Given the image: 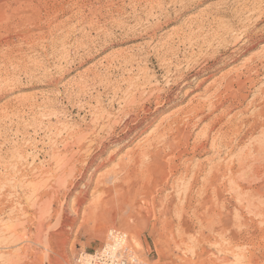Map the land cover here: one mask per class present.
<instances>
[{"label": "rangeland", "instance_id": "rangeland-1", "mask_svg": "<svg viewBox=\"0 0 264 264\" xmlns=\"http://www.w3.org/2000/svg\"><path fill=\"white\" fill-rule=\"evenodd\" d=\"M139 1L0 0V264H264V0Z\"/></svg>", "mask_w": 264, "mask_h": 264}, {"label": "bare ground", "instance_id": "bare-ground-1", "mask_svg": "<svg viewBox=\"0 0 264 264\" xmlns=\"http://www.w3.org/2000/svg\"><path fill=\"white\" fill-rule=\"evenodd\" d=\"M38 1V0H37ZM119 1V0H118ZM136 1V0H135ZM141 1V0H140ZM139 1V2H140ZM157 1V0H156ZM44 2V1H43ZM32 3V2H31ZM73 3H74V1H73ZM136 4V3H135ZM175 4V3H174ZM32 6H33V4H32ZM76 6V5H75ZM89 6V5H88ZM71 7V6H70ZM81 7V6H80ZM112 7V6H111ZM120 7V6H119ZM40 8V7H39ZM82 8H83V6H82ZM19 9V8H18ZM37 9V8H36ZM104 9V8H103ZM260 9V8H259ZM29 11H24V12H21L20 14H19V16H20V22H18L17 23V26L18 27H22V29H23V27L26 25V22L25 21H27V22H29L28 24L29 25H37V26H40V25H42L43 24V18H44V15H47V14H45V13H43L42 12V10H40V11H37V10H34L33 8H30V9H28ZM89 11V10H88ZM118 11V10H117ZM141 11V10H140ZM64 12V11H63ZM71 12V11H70ZM83 12V11H82ZM73 13V12H72ZM16 14V13H15ZM80 15V14H79ZM78 15V16H79ZM253 15V14H252ZM251 15V16H252ZM133 16V15H132ZM18 17V16H17ZM69 17V16H68ZM25 18V19H24ZM26 18H28V19H26ZM30 18L32 19V18H34V21L33 22H31V20H30ZM19 19V18H18ZM17 19V20H18ZM33 20V19H32ZM67 20V19H66ZM11 21V20H10ZM19 21V20H18ZM68 21V20H67ZM257 21V20H256ZM129 22V21H128ZM92 23V22H91ZM47 24H48V22H47ZM57 25V24H56ZM141 25V24H140ZM51 26V25H50ZM59 26H61V25H59ZM49 27V26H48ZM38 28V27H37ZM88 28H89V26H88ZM83 29V28H82ZM28 30V29H27ZM31 30V29H30ZM99 32V31H98ZM219 32V31H218ZM232 32V31H231ZM249 32V31H248ZM256 32H258V31H256ZM264 33V32H263ZM255 34V33H254ZM258 34V33H257ZM27 35V34H26ZM46 35V34H45ZM216 35V34H215ZM31 37V32L29 31V35H28V37ZM231 36V35H230ZM249 36V35H248ZM29 37V38H30ZM70 37V36H69ZM79 38V37H78ZM215 38V37H214ZM249 38V37H248ZM255 38V37H254ZM55 39V38H54ZM220 39V38H219ZM223 39H225V38H222V40ZM253 39V38H252ZM256 39V38H255ZM214 40V39H213ZM216 40V39H215ZM251 40V39H250ZM9 41V40H8ZM252 41V40H251ZM258 41V40H257ZM224 42H225V40H224ZM234 42V41H233ZM238 42V41H237ZM246 43V42H245ZM5 44V43H4ZM55 44V43H54ZM85 44V43H84ZM255 44V43H254ZM254 46V45H253ZM46 47V46H45ZM248 47V46H247ZM84 48V47H83ZM253 48V47H252ZM250 49V48H249ZM248 49V50H249ZM243 50V49H242ZM245 50H247V49H245ZM245 50H243V51H245ZM253 50V49H252ZM7 51V50H6ZM75 51V50H74ZM89 51V50H88ZM244 53H246V52H244ZM237 54H238V52H237ZM241 55H242V53H241ZM121 56V55H120ZM212 57V56H211ZM252 57V56H251ZM259 57V56H258ZM231 58V57H230ZM234 58H235V56H234ZM250 58V57H249ZM257 59V58H256ZM84 60V59H83ZM237 60V59H236ZM12 62V61H11ZM249 63H251L252 64V62L251 61H248ZM244 64V63H243ZM247 64V63H246ZM248 65V64H247ZM246 65V66H247ZM251 66V65H250ZM245 69V68H244ZM209 71V70H208ZM238 71V70H237ZM236 71V72H237ZM227 74V73H226ZM236 74V73H235ZM179 75V74H178ZM195 75V74H194ZM193 75V76H194ZM200 75H202V74H200ZM229 75H231V73L229 74ZM233 76H236V75H233ZM185 77V76H184ZM232 77V76H231ZM192 78V77H191ZM190 78V79H191ZM225 78V77H224ZM238 78V77H237ZM237 78H236V80H235V82L237 81ZM241 78V77H240ZM125 79V78H124ZM174 79H176V78H174ZM235 79V78H234ZM165 80V79H164ZM204 80V79H203ZM226 80V79H225ZM230 80V79H229ZM174 82V81H173ZM204 82V81H203ZM240 82V81H239ZM149 83V82H148ZM147 83V84H148ZM177 83V82H176ZM180 83V82H179ZM184 83H185V81H184ZM195 83V82H194ZM236 83H238V82H236ZM143 83H141V85H142ZM146 84V83H145ZM150 84H152V83H150ZM225 84H227V83H225ZM149 85V84H148ZM187 85V84H186ZM191 85V84H190ZM221 85H223V84H221ZM237 85V84H236ZM235 85V86H236ZM167 86V85H166ZM176 86V85H175ZM184 86V85H183ZM199 86V85H198ZM215 86V85H214ZM231 86V85H230ZM188 87V86H187ZM200 87V86H199ZM232 87V86H231ZM153 88V87H152ZM171 88V87H170ZM170 88H168V89H170ZM224 88V87H223ZM130 89V88H129ZM143 89H145V88H143ZM148 89V88H147ZM219 89V88H218ZM225 89V88H224ZM138 90V89H137ZM185 90V89H184ZM134 91V90H133ZM143 91H145V90H143ZM163 91V90H162ZM168 91V90H167ZM179 91V90H178ZM157 92V91H156ZM156 92H154L153 91V93H156ZM174 92V91H173ZM185 92H188V91H185ZM184 92V94H186ZM194 92V91H193ZM192 92V93H193ZM206 92V91H205ZM144 93V92H143ZM143 93H141L143 96H145V94H143ZM158 93H159V91H158ZM160 93H162V92H160ZM172 94V93H171ZM178 94V93H177ZM182 94V93H181ZM138 95L140 96V94L138 93ZM154 95V94H153ZM152 95V96H153ZM158 95V94H157ZM132 96V95H131ZM150 96V95H149ZM169 97V96H168ZM171 98V97H170ZM175 98V97H174ZM177 98V97H176ZM213 98V97H212ZM132 100H133V104H134V106L132 105V103H131V105L133 106L132 107V116H130L129 117V119H128V121H129V123H125V129L124 130H126L125 131V135H127L128 133H130V132H132V129L130 128V120L132 121V122H134V125L136 126V124H137V122L139 121V112H147V109H146V106H145V104H146V100L144 99V97H138L137 99H134V98H131ZM153 99H155V101L154 102H157V103H159L160 102V100H162L161 98H160V96H156V98H153ZM165 99V98H164ZM195 99V98H194ZM193 99V100H194ZM184 100V99H183ZM121 101V100H120ZM176 101V100H175ZM131 102V101H130ZM168 102V101H167ZM191 102V101H190ZM199 102V101H198ZM153 103V102H152ZM180 103V102H179ZM203 104H205L204 102H202ZM129 104V103H128ZM162 104V103H161ZM172 104V103H171ZM191 105H192V103H190ZM200 104V103H199ZM130 105V106H131ZM151 105V104H150ZM126 106V105H125ZM128 106V105H127ZM159 106V105H158ZM161 106V105H160ZM164 106V105H163ZM171 106V105H170ZM169 106V107H170ZM197 107H198V105H196ZM200 106H201V104H200ZM195 107V106H194ZM204 107V106H203ZM203 107H201V108H203ZM150 108V107H149ZM156 108V107H155ZM163 108V107H162ZM161 108V109H162ZM187 108V107H186ZM188 108H189V106H188ZM100 109V108H99ZM165 109V108H164ZM153 110H155V109H153ZM152 110V111H153ZM159 110V109H158ZM194 110V109H193ZM201 110V109H200ZM202 110H204V109H202ZM192 111V110H191ZM195 111V110H194ZM198 111V110H197ZM196 111V112H197ZM215 111V110H214ZM154 112V111H153ZM202 112V111H201ZM151 113V112H150ZM180 113H182V112H180ZM197 113H199V114H201L200 112H197ZM146 114V113H145ZM175 114V113H174ZM143 115V114H142ZM141 115V116H142ZM96 116V115H95ZM150 116V115H149ZM151 116H152V114H151ZM156 116V115H155ZM171 116H174V115H170V117ZM128 117V116H127ZM126 117V118H127ZM166 117V116H165ZM112 118V117H111ZM120 118V117H119ZM143 118V117H142ZM151 119H153L152 117H150ZM174 118V117H173ZM178 118V117H177ZM141 119V118H140ZM203 120H204V118H202ZM97 120V119H96ZM148 120V119H147ZM180 120V119H179ZM184 120V119H183ZM124 121V120H123ZM142 121H143V119H142ZM217 121V120H216ZM96 122V121H95ZM108 122V121H107ZM159 122V121H158ZM115 123V122H114ZM199 123V122H198ZM95 124V123H94ZM214 124H216V123H214ZM213 124V125H214ZM98 125H99V123H98ZM117 125V124H116ZM123 125V124H122ZM146 125V124H145ZM186 125V124H185ZM112 127H113V124H112ZM137 127V126H136ZM179 127V126H178ZM221 127V126H220ZM110 128V127H109ZM215 128V127H214ZM73 129V128H72ZM75 129V128H74ZM209 129H211V127H209ZM209 129H208V131H209ZM115 130V129H114ZM212 130V129H211ZM72 132V131H71ZM101 132V131H100ZM163 132H164V130H163ZM178 132V131H177ZM205 132V131H204ZM116 133V132H115ZM121 133V132H120ZM139 133V132H138ZM141 133V132H140ZM139 133V134H140ZM209 133V132H208ZM92 134V133H91ZM131 134V133H130ZM138 134V135H139ZM164 134V133H163ZM87 135V134H86ZM98 135V134H97ZM115 135V134H114ZM119 135V134H118ZM117 135V136H118ZM150 135V134H149ZM152 135V134H151ZM205 135V134H204ZM208 135V134H207ZM225 135V134H224ZM148 136V135H147ZM226 136V135H225ZM82 137V136H81ZM81 137H80V142L83 140V138H82V140H81ZM125 137V136H124ZM133 137V136H132ZM131 137V138H132ZM150 137V136H149ZM153 137H155V139H158V137L157 136H153ZM198 137V136H197ZM222 137V136H221ZM227 137V136H226ZM85 138V137H84ZM88 138V137H87ZM130 138V139H131ZM162 138H163V135H162ZM196 138V137H195ZM99 139V138H98ZM97 139V140H98ZM151 139V138H150ZM168 139H170V138H168ZM188 139V138H187ZM187 139H186V141H187ZM209 139V138H208ZM226 139V138H225ZM224 139V140H225ZM75 140V139H74ZM124 140H125V138H123V139H119V141H118V143L120 144V145H122L123 144V142H124ZM127 140V139H126ZM216 140H218V138L216 139ZM79 141V140H78ZM84 141V140H83ZM82 141V142H83ZM99 141V140H98ZM127 141H129V139L127 140ZM151 141V140H150ZM161 141V140H160ZM166 141V140H165ZM185 141V142H186ZM209 142V140H206V142ZM222 141V140H221ZM68 142V141H67ZM73 142V141H72ZM143 142V141H142ZM224 142V141H223ZM100 143V142H99ZM114 143V142H113ZM144 143V142H143ZM221 143V142H220ZM65 144V143H64ZM103 144V143H102ZM126 144V143H125ZM142 144V143H141ZM196 144V143H195ZM81 145V144H80ZM97 145V144H96ZM105 145V144H104ZM124 145V144H123ZM122 145V146H123ZM145 145L146 146H148L146 143H145ZM150 145V144H149ZM166 145V144H165ZM203 145H205V144H203ZM218 145V144H217ZM228 145V144H227ZM67 146V145H66ZM72 146V145H71ZM90 146V145H89ZM106 146V145H105ZM155 146V145H154ZM164 146V145H163ZM177 146H178V144H177ZM184 146V145H183ZM73 147H74V145H73ZM104 147V146H103ZM142 147V146H141ZM190 147V146H189ZM203 147V146H202ZM206 147V146H205ZM219 147V146H218ZM221 147V146H220ZM64 148V147H63ZM144 148V147H143ZM150 148V147H149ZM154 148V147H153ZM199 148H200V146H199ZM207 148V147H206ZM213 148H215V147H213ZM217 148V147H216ZM223 148V147H222ZM92 149V148H91ZM218 149V148H217ZM220 149V148H219ZM260 149V148H259ZM259 149H257V150H259ZM97 150V149H96ZM143 150V149H142ZM150 150V149H149ZM104 151V150H103ZM217 151V150H216ZM91 152V151H90ZM141 152H143V151H141ZM146 151H145V149H144V153H145ZM218 152H219V150H218ZM129 153V152H128ZM149 152H147V155H149L148 154ZM150 153H151V151H150ZM217 153V152H216ZM264 153V152H263ZM80 154V153H79ZM141 154V153H140ZM256 154V153H255ZM259 154H262V153H259ZM143 155V154H142ZM146 155V156H147ZM151 155V154H150ZM220 155V154H219ZM64 156V155H63ZM86 156V155H85ZM136 156V155H135ZM141 156V155H140ZM145 156V155H144ZM144 156H142V157H144ZM258 156V155H257ZM73 157H74V155H73ZM141 157V158H142ZM180 157V156H179ZM258 157H260V156H258ZM263 157V156H262ZM75 158V157H74ZM110 158V157H109ZM127 158H129V157H127ZM108 159V158H107ZM132 160V159H131ZM143 160V159H142ZM141 160V161H142ZM213 160V159H212ZM215 160V159H214ZM91 162V161H90ZM93 162V161H92ZM103 163V162H102ZM107 163V162H106ZM57 164V163H56ZM237 164V163H236ZM242 165H243V163H241ZM241 164H239V166H241ZM74 165V164H73ZM140 165H142V164H140ZM238 165V164H237ZM252 165V164H251ZM238 166V167H239ZM246 166V165H245ZM254 166H256L255 164H254ZM258 166V165H257ZM264 166V165H263ZM195 167H197V166H195ZM230 167V166H229ZM229 167H227V168H229ZM251 167V166H250ZM258 167H260V166H258ZM64 168V167H63ZM194 168V167H193ZM205 168V167H204ZM264 168V167H263ZM242 169H245L244 167L242 168ZM60 170V169H59ZM235 170V169H234ZM252 170H254V169H252ZM177 171V170H176ZM204 171V170H203ZM232 171H233V169H232ZM231 171V172H232ZM61 172V171H60ZM63 173V172H62ZM233 173V172H232ZM72 174H73V172H72ZM208 177H209V175H208ZM232 178V177H231ZM62 180V179H61ZM206 180V179H205ZM205 182V181H204ZM88 186V185H87ZM191 189V188H190ZM191 192V191H190ZM204 192V191H203ZM189 194V193H188ZM192 200V199H191ZM197 215V214H196ZM199 215V214H198Z\"/></svg>", "mask_w": 264, "mask_h": 264}, {"label": "built area", "instance_id": "built-area-1", "mask_svg": "<svg viewBox=\"0 0 264 264\" xmlns=\"http://www.w3.org/2000/svg\"><path fill=\"white\" fill-rule=\"evenodd\" d=\"M76 264H143L129 248L128 235L117 229L108 233L107 241L92 254L81 253Z\"/></svg>", "mask_w": 264, "mask_h": 264}]
</instances>
